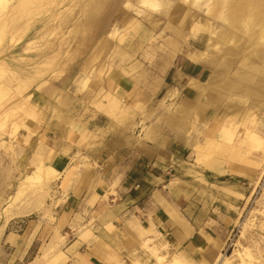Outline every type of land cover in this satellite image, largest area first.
Instances as JSON below:
<instances>
[{
  "label": "rangeland",
  "instance_id": "1",
  "mask_svg": "<svg viewBox=\"0 0 264 264\" xmlns=\"http://www.w3.org/2000/svg\"><path fill=\"white\" fill-rule=\"evenodd\" d=\"M211 3L0 0V264H36L27 262L35 246L26 254L19 234L27 221L53 220V206L66 193L68 170L62 181L55 171L45 180L42 162L35 158L27 165L16 138L24 121L52 122L62 115L58 105L42 100L39 85L72 81L79 89L84 77L96 73L158 84L178 53L209 68L199 89L215 114L216 130L200 136L196 162L236 160L259 167L214 264L225 257L228 264H264V188L257 187L264 174V23L254 14H213ZM176 100V94L167 104L160 99L156 111H177ZM42 254L44 264H61L59 247L50 243ZM174 256H159L154 264H176Z\"/></svg>",
  "mask_w": 264,
  "mask_h": 264
},
{
  "label": "crops",
  "instance_id": "2",
  "mask_svg": "<svg viewBox=\"0 0 264 264\" xmlns=\"http://www.w3.org/2000/svg\"><path fill=\"white\" fill-rule=\"evenodd\" d=\"M229 5L212 0L209 9L230 16ZM208 77L204 63L178 53L158 84L96 73L79 89L72 81L39 85L62 115L24 121L16 138L27 165L42 162L45 180L56 172L62 181L66 170L69 177L53 220L27 221L19 234L26 254L36 248L27 262L44 264L50 243L61 264H154L167 255L182 264L219 261L259 167L196 162L200 136L216 130L199 89ZM173 94L178 110L156 111Z\"/></svg>",
  "mask_w": 264,
  "mask_h": 264
},
{
  "label": "bare ground",
  "instance_id": "3",
  "mask_svg": "<svg viewBox=\"0 0 264 264\" xmlns=\"http://www.w3.org/2000/svg\"><path fill=\"white\" fill-rule=\"evenodd\" d=\"M230 5L227 7L226 13L230 14L233 17H240L243 14H254L259 22L264 23V2H260L259 0H228ZM219 3V0H217ZM221 3V2H220ZM221 15V14H220ZM248 16V15H247ZM226 17V16H225ZM255 18V19H256ZM248 19V18H247ZM238 20V19H237ZM253 21V20H252ZM256 21V20H255ZM231 22V21H230ZM241 22V21H239ZM243 22V21H242ZM252 24V23H251ZM244 25V22H243ZM246 25V24H245ZM250 25V24H249ZM253 25V24H252ZM255 25V24H254ZM253 25V26H254ZM231 26V25H230ZM252 26V27H253ZM245 27V26H243ZM247 27V26H246ZM251 27V25H250ZM242 28V27H241ZM254 28V27H253ZM261 28V27H260ZM230 29V28H229ZM243 29V28H242ZM245 30V29H244ZM252 30V29H250ZM246 31V30H245ZM248 31V30H247ZM235 32V31H234ZM255 32V31H254ZM239 34V33H238ZM255 34V33H254ZM252 35V34H251ZM252 37V36H251ZM248 40V39H247ZM252 41V40H251ZM259 41V40H258ZM264 41V40H262ZM261 42V40H260ZM264 68V67H262ZM175 258V257H174ZM173 258V259H174ZM221 258V257H220ZM226 259H221L219 264H228V257ZM173 263H181L180 259H174Z\"/></svg>",
  "mask_w": 264,
  "mask_h": 264
},
{
  "label": "built area",
  "instance_id": "4",
  "mask_svg": "<svg viewBox=\"0 0 264 264\" xmlns=\"http://www.w3.org/2000/svg\"><path fill=\"white\" fill-rule=\"evenodd\" d=\"M258 189L264 188V174H262L260 180L258 181V185H257ZM229 245L232 243V239H230L229 241Z\"/></svg>",
  "mask_w": 264,
  "mask_h": 264
}]
</instances>
